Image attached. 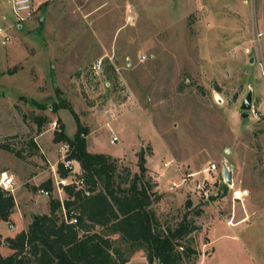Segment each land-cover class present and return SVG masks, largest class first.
<instances>
[{"label": "rangeland", "instance_id": "rangeland-1", "mask_svg": "<svg viewBox=\"0 0 264 264\" xmlns=\"http://www.w3.org/2000/svg\"><path fill=\"white\" fill-rule=\"evenodd\" d=\"M33 3V18L19 28L9 27L12 10L0 0V25L10 35L0 47V143L30 152L27 140L48 131L38 139L43 158L21 162L0 149V171L15 174L17 204L1 238L46 211L48 196L32 187L51 180L52 195L63 200L49 162L65 143L54 132H77L73 112L87 133L96 130L83 136L86 149L88 142L95 153L121 158L118 170L131 174L144 160L159 183L153 208L163 227L184 216L195 222L196 264H264V0ZM248 95L251 109L241 110ZM212 164L217 171L205 172ZM223 164L232 187L222 181ZM238 190L241 201L233 199ZM116 245L126 264H148L141 249Z\"/></svg>", "mask_w": 264, "mask_h": 264}, {"label": "trees", "instance_id": "trees-1", "mask_svg": "<svg viewBox=\"0 0 264 264\" xmlns=\"http://www.w3.org/2000/svg\"><path fill=\"white\" fill-rule=\"evenodd\" d=\"M72 114L76 134L68 138L61 126L54 132V141L72 148L71 157L79 164L84 186L63 187V200L52 195L51 180L32 187L34 192L47 193L49 212L33 217L14 236H0V264H126L128 259L117 241L141 249L148 264H196L198 255L189 242L198 228L186 216L174 226L163 227L153 208L161 194L147 176L144 160L139 158L138 172L131 174L126 169L119 171L114 158L88 152L83 138L87 130ZM35 121L39 127L44 122ZM26 145L30 152L25 146L16 150L8 142L0 143V149L23 161L33 155L42 158L32 138ZM56 173L67 177L61 164ZM14 209L13 195L0 188V224L11 221ZM3 247L7 255L1 253Z\"/></svg>", "mask_w": 264, "mask_h": 264}, {"label": "built area", "instance_id": "built-area-1", "mask_svg": "<svg viewBox=\"0 0 264 264\" xmlns=\"http://www.w3.org/2000/svg\"><path fill=\"white\" fill-rule=\"evenodd\" d=\"M8 4L10 5L12 14H13V20L9 27H19L20 28L24 22L33 18L34 13L37 10L35 8L33 0H8ZM127 20L132 21V16H128ZM9 27H4L0 25V47H4L10 42V35L8 33ZM93 70L95 71V73H98L101 70L100 62H98L97 64L93 66ZM55 126H56V122L54 123V127ZM115 140L116 138L113 137L112 141H115ZM71 154H72V148L67 143H63L60 145L59 152H58V164H61L62 168L67 172V177L60 178L57 175L55 182H56V186L58 190H62L63 187L68 186V185H73L77 189H80L84 186V181H83V178L80 176V170L78 168L79 164L75 159L71 157ZM204 171L205 172L217 171V166L212 164L208 166L206 170ZM221 178H222L223 183H225L223 179L222 170H221ZM185 181L186 179H183V183ZM225 185L232 187V185H228L226 183ZM0 188L9 193L14 192L13 179L9 177L6 173L0 174ZM199 189L203 190V187L201 188V185H200ZM43 193L47 195L46 192H43ZM233 194H234L233 199H236V200L241 201L242 200L241 196L244 197L243 196L244 191L238 190L237 192H234ZM75 221H76L75 219L71 220V222H75Z\"/></svg>", "mask_w": 264, "mask_h": 264}, {"label": "crops", "instance_id": "crops-1", "mask_svg": "<svg viewBox=\"0 0 264 264\" xmlns=\"http://www.w3.org/2000/svg\"><path fill=\"white\" fill-rule=\"evenodd\" d=\"M46 132H48V131H41V133L40 134H38V135H36L35 137H36V140L34 141L35 143H36V145H37V147H38V149H40V151H39V154L42 156V158L44 157L43 155H45L44 154V151L41 149V147H40V145L38 144V139L40 138V137H42ZM95 132H96V130L95 129H90V131H89V133H87V135H86V140L90 137V136H92V135H94L95 134ZM68 135V134H67ZM70 136V135H69ZM87 151L88 152H90V153H92V154H100V153H95V152H93L92 150H91V148H90V145L88 144V142H87ZM106 155V154H105ZM108 156H110V155H108ZM111 157V156H110ZM111 158H114V157H111ZM114 159H121V158H114ZM19 160V159H18ZM21 162H24L23 160H20ZM49 164H50V168H51V170L53 171V173L56 171V169H57V164H58V156H57V159L56 160H54V161H51V162H49ZM79 166V165H78ZM78 168H80V167H78ZM1 173H6L9 177H11V178H13V176L15 175H13V174H11L10 172H8V171H0V174ZM24 173H25V171H24ZM37 177V176H39V173L38 172H32L31 173V175H30V177ZM14 183V182H13ZM43 183V182H42ZM158 185H159V183H158ZM158 185H157V190H158ZM39 186V185H38ZM34 187H37V186H34ZM32 190V189H31ZM14 201H15V199H14ZM17 204H16V201H15V209L17 208V206H16ZM15 209H14V211H15ZM49 205H48V198L46 199V201H45V210L46 211H44L42 214H47L48 212H49ZM13 218H14V212H13ZM1 225V224H0ZM211 243H212V241H211Z\"/></svg>", "mask_w": 264, "mask_h": 264}, {"label": "water", "instance_id": "water-1", "mask_svg": "<svg viewBox=\"0 0 264 264\" xmlns=\"http://www.w3.org/2000/svg\"><path fill=\"white\" fill-rule=\"evenodd\" d=\"M241 110L247 111L251 109V96L248 95L242 102L241 106H240ZM242 116L245 118L247 117L246 113H243ZM222 174H223V179L225 181L226 184L228 185H233L232 182V177L230 172L227 171V167L226 164H223V169H222Z\"/></svg>", "mask_w": 264, "mask_h": 264}]
</instances>
